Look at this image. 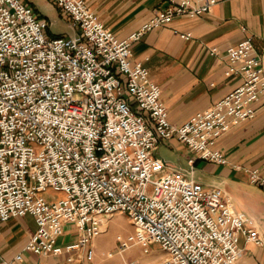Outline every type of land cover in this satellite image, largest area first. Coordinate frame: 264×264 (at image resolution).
<instances>
[{"label": "built area", "instance_id": "built-area-1", "mask_svg": "<svg viewBox=\"0 0 264 264\" xmlns=\"http://www.w3.org/2000/svg\"><path fill=\"white\" fill-rule=\"evenodd\" d=\"M48 1L76 33L48 36L53 21L33 5L0 0V224L32 215L36 229L23 251L68 253L71 262L73 252L84 250L91 259V241L121 212L133 226L117 242L121 257L132 246L147 255L157 243L158 264H239L240 234L263 244L256 227L221 187L194 176L197 160L227 162L217 140L252 119L264 96L263 59L252 38L227 48L224 74L237 75L236 86L174 125L160 86L131 59L132 45L220 0H166L125 38L108 31L85 0ZM174 137L193 154L187 168L156 154ZM247 171L251 182L264 185L256 170ZM48 188L63 197L47 198ZM70 231L75 240L60 244ZM21 259V252L12 259L0 254V264Z\"/></svg>", "mask_w": 264, "mask_h": 264}, {"label": "crops", "instance_id": "crops-1", "mask_svg": "<svg viewBox=\"0 0 264 264\" xmlns=\"http://www.w3.org/2000/svg\"><path fill=\"white\" fill-rule=\"evenodd\" d=\"M85 1L104 27L118 38L138 30L154 9L167 5L166 0ZM47 3L54 7L48 0ZM65 20L69 26V19ZM76 32L72 29L67 34ZM187 32L191 34L189 38L180 37ZM247 37L252 38L264 66V0H220L201 16L175 17L170 24L145 32L132 45L131 59L148 69L151 79L161 88V100L170 122L180 125L194 112L209 108L236 86L237 75L224 74L227 48ZM256 108L252 119L224 132L217 140L216 147L226 156V163L197 160L195 164L194 178L205 185L221 187L234 208L252 220L262 239L263 244L258 245L241 234L238 236V245L243 249L239 264H264V185L251 182L247 171L256 170L264 177V96ZM161 147L176 153V166L188 167L179 159L184 156L187 163L193 154L175 137L160 144L157 150ZM32 218L26 214L0 224V254L4 258L12 259L21 252L22 259L17 264H124L129 261L125 256H120L119 261L114 260L115 257L113 261H107V254L111 253L97 250L96 238L90 243L94 252L91 259L86 257L85 250L73 252L75 257L71 262L67 260L68 253L39 255L23 251L24 244L36 229V223L33 221L31 225L29 222ZM75 238V233L70 231L58 241L64 244ZM115 256L119 255L115 252ZM162 257L163 253L154 259L139 261L158 264Z\"/></svg>", "mask_w": 264, "mask_h": 264}, {"label": "rangeland", "instance_id": "rangeland-1", "mask_svg": "<svg viewBox=\"0 0 264 264\" xmlns=\"http://www.w3.org/2000/svg\"><path fill=\"white\" fill-rule=\"evenodd\" d=\"M31 2L34 5V8L39 11V13L49 19L52 20V24L48 27L47 32L48 36H55V35H62L71 33L72 29L68 26L66 20L64 17L60 15V11L52 7L47 3V0H27ZM156 154L158 156H161L166 158L167 162L171 165L178 164V158L175 152H172L170 149H165L164 147H161L160 150H157ZM180 163L182 165H186V160L184 156L179 159ZM197 174V173H196ZM44 195L47 198H61L63 197V193L60 191H55L51 188H48ZM32 216V215H31ZM33 217V216H32ZM34 221V218L29 220L30 224ZM133 231V226L128 219V217L121 212H116L113 216H111L108 219L107 226L105 232H103L101 235L96 237V244L95 248L99 251H104L107 254V261L111 262L114 260L119 261L121 259L120 255L115 256L116 251V245L119 239L125 237L128 233ZM61 241V240H59ZM151 252L147 255H144L141 253V250L137 246H132L128 248L124 253L123 256H125L129 260H142L143 258H151L154 259L158 255L162 254V250L160 246L157 243H153L150 245ZM104 258V257H103ZM105 259V258H104Z\"/></svg>", "mask_w": 264, "mask_h": 264}]
</instances>
